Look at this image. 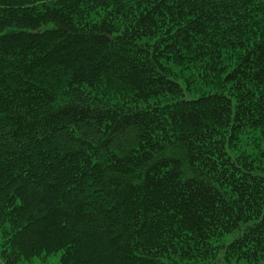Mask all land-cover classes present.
<instances>
[{
    "label": "trees",
    "instance_id": "trees-1",
    "mask_svg": "<svg viewBox=\"0 0 264 264\" xmlns=\"http://www.w3.org/2000/svg\"><path fill=\"white\" fill-rule=\"evenodd\" d=\"M264 264V0H0V264Z\"/></svg>",
    "mask_w": 264,
    "mask_h": 264
},
{
    "label": "rangeland",
    "instance_id": "rangeland-1",
    "mask_svg": "<svg viewBox=\"0 0 264 264\" xmlns=\"http://www.w3.org/2000/svg\"><path fill=\"white\" fill-rule=\"evenodd\" d=\"M60 255L61 254L54 255L45 261L36 259L31 263H23V264H60Z\"/></svg>",
    "mask_w": 264,
    "mask_h": 264
}]
</instances>
